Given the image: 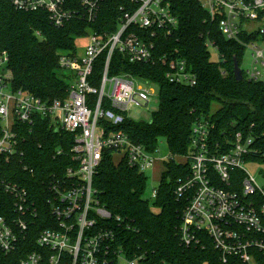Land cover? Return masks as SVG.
<instances>
[{
  "label": "built area",
  "instance_id": "obj_1",
  "mask_svg": "<svg viewBox=\"0 0 264 264\" xmlns=\"http://www.w3.org/2000/svg\"><path fill=\"white\" fill-rule=\"evenodd\" d=\"M104 1L81 0L82 16L67 9L66 0H13V4L26 12L44 11L53 25L62 27L79 16L95 23ZM126 1L119 8L116 32L88 29L83 54L78 49L59 52L60 68L68 73L64 99L44 100L15 90L7 54L0 56V252L12 254L32 240L38 248L19 264H144V257L129 258L115 246L112 229L99 227L112 215L100 206L93 181L106 154L144 175L153 169L157 149L147 150L116 127L132 121L131 107H148L159 94L150 88L157 84L153 81L129 74L111 76L112 58L118 52L132 64L161 63L167 68V81L178 86L195 87L198 77L177 51L156 56L160 33L171 37L178 27L171 4ZM197 1L212 19L220 20L219 30L227 40L245 48L243 63L250 56L248 67H240L244 80L264 83V0ZM244 34L251 39L244 40ZM207 45L217 53L214 44ZM104 54L105 68L97 77L95 65ZM42 123L54 133L74 137L75 165L63 176L55 172L42 180L48 194L45 204L32 197L25 183L16 181L13 170L17 162L23 165V147ZM215 133L211 118L199 119L192 128L189 154L179 156L183 160L177 162L189 167V174L179 178L175 188L178 201L184 203L180 241L188 248H205L211 242L221 264H256V254H264V183L243 166L256 154L264 156V149L256 148L253 136L239 131L232 139L224 133L225 139L219 140ZM161 161L164 165L171 158ZM157 195L156 188L154 201ZM46 207L49 216L43 214ZM43 219L49 227L34 232L35 223Z\"/></svg>",
  "mask_w": 264,
  "mask_h": 264
},
{
  "label": "trees",
  "instance_id": "obj_2",
  "mask_svg": "<svg viewBox=\"0 0 264 264\" xmlns=\"http://www.w3.org/2000/svg\"><path fill=\"white\" fill-rule=\"evenodd\" d=\"M171 4L179 23L173 36L160 33L156 40V56L178 52L198 77L195 87L171 84L161 63L132 64L120 53L112 58L110 75L129 74L150 80L160 86L159 107L150 122L125 121L116 127L123 130L138 145L155 151L160 139H164L171 151V161L165 163L153 204L144 200L147 177L126 162H120L106 154L93 181L100 206L112 219L99 227L112 229L115 246L123 249L127 257H144V264H221V256L207 241L202 246L185 247L179 236L184 203L178 201L175 188L179 178L189 174L187 164H179L174 158L189 154L192 128L202 117L211 118L216 124V137L229 139L237 132L251 135L255 146L264 149V83L234 77V61L243 64L245 48L227 40L219 30V19H212L197 0H166ZM121 5L126 0H105L95 23L82 18L81 0H66V8L80 16L56 27L44 11L18 10L13 0H0V56L7 54V69L12 74V87L44 100L64 99L68 83L59 77L61 70L59 52H76V40L85 37L88 29L101 33H114L118 29ZM242 38L249 41L246 34ZM254 39V38H253ZM208 43L217 48L219 59L212 60ZM106 55L96 63L94 73L101 77ZM214 103L220 109L212 112ZM23 147V165L13 167L16 181L25 183L32 197L45 204L47 189L42 180L57 173L63 176L68 167L74 166L71 149L74 137L65 132L54 133L45 123L39 124ZM62 150L61 155L57 151ZM264 160L256 154L253 158ZM24 166L29 169L24 170ZM33 170V173H31ZM236 172L235 175H239ZM48 209L43 214L48 215ZM49 216V215H48ZM34 232L48 228L46 219L35 223ZM38 250L35 241L21 246L6 255L0 252V264H19L28 253ZM256 264H264V254H256Z\"/></svg>",
  "mask_w": 264,
  "mask_h": 264
},
{
  "label": "rangeland",
  "instance_id": "obj_3",
  "mask_svg": "<svg viewBox=\"0 0 264 264\" xmlns=\"http://www.w3.org/2000/svg\"><path fill=\"white\" fill-rule=\"evenodd\" d=\"M76 44L78 47V53L83 54V51L88 46V38L81 37L76 40ZM212 53V60L217 61L219 59L218 54L215 52L213 48H210ZM250 61V56H247L246 61L242 64V68L246 69L248 67ZM67 72L64 70H60L59 77L63 80L67 81ZM153 90H155V94L158 95L160 91V86L158 84L150 85ZM159 107V99L154 98L151 104L148 107H131L129 111V118L134 122H150L152 120V115L154 112L158 110ZM220 109L219 103H214L212 107V112L215 113ZM157 152L155 154L158 159L153 169L146 172L147 177V186L146 191L143 196L144 200H148L150 204L154 203L153 192L156 188H158L160 183L161 174L165 169V165H163L161 159H169L171 158V151L164 139H160L156 145ZM175 162H180L183 160L181 157H175ZM244 169L248 174L255 177L259 183H264V160L255 159L252 161H246L244 163ZM122 264H127V262H123Z\"/></svg>",
  "mask_w": 264,
  "mask_h": 264
},
{
  "label": "water",
  "instance_id": "obj_4",
  "mask_svg": "<svg viewBox=\"0 0 264 264\" xmlns=\"http://www.w3.org/2000/svg\"><path fill=\"white\" fill-rule=\"evenodd\" d=\"M234 77H235V80L237 82H242L244 81V77H243V74H242V70L239 66V62L237 59H235L234 61Z\"/></svg>",
  "mask_w": 264,
  "mask_h": 264
}]
</instances>
